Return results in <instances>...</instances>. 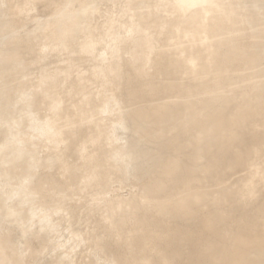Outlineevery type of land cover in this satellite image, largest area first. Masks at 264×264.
Returning a JSON list of instances; mask_svg holds the SVG:
<instances>
[{
	"label": "bare ground",
	"instance_id": "bare-ground-1",
	"mask_svg": "<svg viewBox=\"0 0 264 264\" xmlns=\"http://www.w3.org/2000/svg\"><path fill=\"white\" fill-rule=\"evenodd\" d=\"M131 1L0 0V264H264V6Z\"/></svg>",
	"mask_w": 264,
	"mask_h": 264
},
{
	"label": "rangeland",
	"instance_id": "rangeland-1",
	"mask_svg": "<svg viewBox=\"0 0 264 264\" xmlns=\"http://www.w3.org/2000/svg\"><path fill=\"white\" fill-rule=\"evenodd\" d=\"M134 1H139V0H133V1H131V2H134ZM228 1H230V0H226L227 3H229ZM230 2H231V1H230ZM105 3L110 4L109 7H110V8L112 7V8L110 9V11H111V13H113V15H115V12H114L113 9H117V8L114 7V6L112 5V3H109V1H108V2H105ZM108 4L106 5V4L103 3V6H102V4H100L99 6H102V8H104V7L108 6ZM104 5H105V6H104ZM111 5H112V6H111ZM165 6H166L167 8H166V7H160V8H161V10H160V8L158 7V8H155V11L161 13V15H162L163 17L171 18V16H173V17L175 18L176 14L173 12V10L171 9V7L169 6L170 8H168V5H165ZM263 6H264V5H263V2H257L256 0H241V1H239V2L236 3V5L234 6V8L237 9L238 11H242V12H250V11L253 10V9H256V10L260 11V9H262ZM99 8H100V7H99ZM102 8H101V9H102ZM163 8H165L166 10L164 9V10H165V11H164ZM101 9H100V10H101ZM156 9H157V10H156ZM158 9H159V10H158ZM167 9H168V10H167ZM102 10H103V9H102ZM102 10H101V11H102ZM104 10H105V8H104ZM112 10H113V12H112ZM169 10L171 11V13H172V12H173V13H172V14H171V13H168ZM115 11H116V10H115ZM160 11H162V12H160ZM166 12H167V13H166ZM116 14H117V11H116ZM169 15H170V16H169ZM174 15H175V16H174ZM96 16H97V15H96ZM98 17H99V18H98V19H99L98 23H100V22L102 21V18H101L100 16H98ZM173 17H172V18H173ZM96 18H97V17H96ZM96 18H95V21L93 22V24H97V22H96ZM98 19H97V20H98ZM100 19H101V21H100ZM263 26H264V15H263V16H260V17L258 18V24H257V27H258V28H262ZM246 48H247V49H246V53H247V52H252V53H253V52H256V50L264 51V46H263V45L260 46V47H259L258 49H256V50H255V49H252V47H249V46L246 47ZM64 55H65V54H64ZM64 55L62 56V54H61L60 58H59V57H58V58H57V57H56V58L51 57V58H49L50 61H48V60H49V59H48V60H46V62L50 65V62L53 61V60L55 59V62H56V63L53 61V62L56 64L55 66H58V65L60 66V64H57V63H58L57 60H58V61L60 60V62L62 61V59L65 60L66 56H64ZM29 56H30L31 59L34 57L33 54H30ZM29 56H28V58H29ZM62 57H64V58H62ZM30 58H29L28 60H30ZM52 58H53V60H51ZM82 60H83V61H82ZM84 60L86 61V59H81V61L84 63V64H83L82 62L80 63V64L82 65V67H83V65H85L84 67H86V66L89 64L88 61H87V63H86V62H84ZM46 62H45V67H46V68H47V67H50V66H47L48 64L46 65ZM53 62H51V67H50V68H47V69L54 68V67H52V63H53ZM54 63H53V65H54ZM62 64H63V63H62ZM62 64H61V65H62ZM3 66H5V65L0 64V68H2ZM84 67H83V68H84ZM244 70H246V68H245L244 64L242 63V61H241V62H239V65H238V67H237V71H240V72H241V71H244ZM262 72H263V73H262V75L260 76V78H264V67H263V69H262ZM95 85L98 86L97 84H95ZM95 85H94V84H93V85H89L90 87L88 86L87 90H89V89H90V90H89L87 93H89V92L91 91V89H92L90 95H93V97H94V94H95V97H94V98H97L98 96H96V95H97L98 92H99V87L96 88ZM190 85H191V83H190V82H187V83H185L183 86H184V87H189ZM91 86H94V87H95V90H98V91H96V93H95L94 87L91 88ZM72 94H73V93H72ZM74 95H75V94H73V100H75V96H74ZM71 97H72V96H71ZM76 97L79 98V96H76ZM217 97H219V96H217ZM78 98L75 100V102H74L75 104L73 103V100H71V101H72V102L70 101L71 104H73V105L78 104L79 101H80V100L78 101ZM215 98H216V97H215ZM76 101H77V103H76ZM70 102H69V101H68V102L65 101V104L67 103V104L69 105ZM42 110H43V109H42ZM44 110H45V109H44ZM44 110H43L42 112H45V113H42L41 115H44V116H45L46 112L48 113V111H44ZM103 118H105L104 115H103ZM122 137H123V136H122ZM122 137H121V138H122ZM121 138H120V141H121ZM120 141H119V144L122 143V141H121V142H120ZM123 142H124V137H123ZM48 144H49V143H48ZM50 145H51V144H49V145L46 144V145H44V146H42V145H38L37 147H35V148L37 149L36 151H37L38 156L42 158V157H45L46 155H48V152H49V153H51V151L53 152V151H54V150H53V147H51V146H53V145H51V146H50ZM40 146L43 147V148H40ZM45 146H46V147H45ZM48 146H50V147H49L50 149H48ZM60 147L63 148V150H64L65 145H64V144H61V145L59 146V150H60ZM38 149L41 151V153L44 152V151H46V150H47V151H46L45 153H42V154H41L40 152H38V151H39ZM41 155H42V156H41ZM74 160H75V159H74ZM74 160H71V162H74ZM260 166H261V165H260ZM260 166L258 165L256 168H258V167L260 168ZM54 170H55V171L52 170L53 173H52L51 170H49V172L52 173V174H54V172H56L57 175L55 174L56 176H55V175H53V176H55V178H57L59 181H64V180H65V179H64V178H65V174H64L63 172L61 173V171H56V169H54ZM58 173H59V176H58ZM242 173H243V172H242ZM242 173H239V175L237 174V177H238V176H239V177L242 176V175H243ZM61 174H62V178L60 177ZM240 174H241V175H240ZM57 176H58V177H57ZM235 176H236V175H235ZM59 178H60V179H59ZM117 180H118V181H117ZM117 180H116V181H117L116 183H118V184H120V185L114 183V187H113V189H115V186H116L117 188L119 187L118 189H117V188L115 189L116 192L118 191L117 193H120V191L122 190V191H121L122 194L120 193L119 196H122V195H123V192H124V193L126 192L125 195L122 196V197H124V196H128V197H124V198H123V199H125L126 202H127L128 200H130V198H131L133 195H137V194L139 195V194H141V190H140V189H141V186L138 184V187H137L138 189H136L135 187L137 186V184L134 183V180H133V181L131 180L132 182L129 181V183H128V182L125 183L126 185H125V184L123 185V182H121V180H119V179H117ZM121 183H122V184H121ZM132 183H134L135 186L133 185L132 187H130V188H131V189H130L131 191H128L129 188L127 187V185L129 184V185L131 186ZM208 184H209V183H208ZM208 184H207V185H208ZM129 185H128V186H129ZM120 186H121V187H120ZM122 187H123V188H122ZM139 187H140V188H139ZM208 187H211V185L209 184ZM125 188H127V191H126ZM132 188H134V189H136V190L133 192V191H132V190H133ZM137 190H138V191H137ZM113 191H114V190H113ZM113 191H112V192H113ZM112 192H111V193H112ZM132 192H133V193H132ZM135 192H136V193H135ZM138 192H139V193H138ZM49 193H51V194H49V195L51 196V195H52V192H49ZM76 193H78V192H76ZM76 193H73V196L75 195L76 198L73 197V196H72V193H69V192H68V195H69V194H70V195H69V196H65V197H66V200L64 199V197H63L64 200L62 199V197H61V198L58 197L59 199H62V201H64V204H62L63 202L61 203V202L59 201L58 198H57L56 200H54L53 203H51L52 205L54 204V205H53L54 207H57V208H58L60 216H61V215L66 216L67 213H68L67 211L72 207L71 210H72L73 208H76V209H73L72 211H76V212H74V214L77 216V219H76V220H79L78 218L81 217V215H83L85 212L87 213L88 210L92 209V208H93L92 205H94L95 201H97V199L100 200L101 197H102V196H101V197H99V196H98V197H95V196H94V198H93V197H91V196H88V193L85 194V195H84L83 193H82L83 195L80 194V193H78V195H81V196H78ZM84 193H85V192H84ZM117 193L113 192L112 194H108L107 197H110V195L112 196L113 194H114L113 196H117ZM131 193H132V194H131ZM115 194H116V195H115ZM130 194H131V196H130ZM52 196H53V195H52ZM52 196H51V197H52ZM77 196H78L79 198H78ZM83 196H84V197H83ZM67 197H68V199H69V197H70L69 200H72V198H75L74 201H75L76 203L79 202V203H81V204L78 203V204H76V206H75L74 201H72V202L69 201V200L67 199ZM71 197H72V198H71ZM80 197H83V199L81 200ZM86 197H88V198H86ZM89 197H91V198L89 199ZM84 198H85V199H84ZM92 198H93V199H92ZM88 199L91 200V202H90ZM94 199H95V200H94ZM76 200H77V201H76ZM83 200H84V201L86 200L85 203H84ZM92 200H93V201H92ZM55 201H56V203H58V202L61 203L63 206H62V205L59 206V204L54 203ZM57 201H58V202H57ZM65 201H66V202L69 201V203L71 202V204H70L71 206L68 205L69 203H66ZM80 201H81V202H80ZM87 201H88V202H87ZM82 202H83V203H82ZM93 202H94V203H93ZM65 203H66V205H68V207L65 205ZM88 203H89L90 205H88ZM55 204H56V205H55ZM73 204H74V205H73ZM86 204H87L88 206H87ZM81 205H82V208H83L84 206H87V207H84V209H85L84 212H82L83 209H81ZM65 206H66V207H65ZM59 207H60L61 209L63 208V212L60 211L61 209H59ZM69 207H70V208H69ZM78 207H79L81 210L78 211V210H77V209H79ZM65 208H67V209H65ZM64 209H65V210H64ZM66 210H67V211H66ZM86 210H87V211H86ZM77 211H78V212H77ZM65 212H66V213H65ZM76 213H77L78 215H80V216H78ZM79 213H80V214H79ZM88 213H89V212H88ZM59 214H58V215H59ZM95 214H97V213H95ZM90 215H91V216H90ZM90 215L87 216L88 218L86 217L87 219L84 218V220H82V221H87V222H85V223L82 222L81 219L79 220V221H80V224H82L83 227L80 226V225H78V226H80V228H79L78 226L76 227L77 222H79V221H77V222H76V225H74V226H75L74 228H78V229H81V230H84V226H85V228H86V230H84L85 233H84L83 231H80L81 236H86V235H89V234L92 235V234H97V233H99L98 230H96V229H95V230H92V229H93L94 227H96V226H97L96 228L98 229V227L100 226V225H98V224H100V223L102 224V222H104V221H103V220H104V216H103V215H104V212H99V214H98V215H95V216L92 215V213H90ZM101 215H102V217H101ZM82 217H83V216H82ZM90 217H92V219H91ZM97 217L100 218V219H98ZM89 218H90L91 220H90ZM95 218L97 219L96 221H95ZM93 219H94V220H93ZM102 219H103V220H102ZM92 220H93V221H92ZM94 221H95V222H94ZM101 221H102V222H101ZM81 222H82V223H81ZM90 223H91V224H90ZM92 223H93V225L95 224L94 227H93ZM78 224H79V223H78ZM85 224H86V225H85ZM89 224L91 225V227H90ZM66 226H68V224H65L64 226H62V228L64 227V228H63V231H64V230H65V231L67 230V229H66V228H67ZM86 226H89V227H90L89 230H90V231L92 230L94 233H93L92 231L90 232L89 230H88V231H89V232H88V231H87V228H88V227H86ZM92 227H93V228H92ZM62 228H61V229H62ZM61 229L59 228V230H61ZM61 231H62V230H61ZM63 231H62V233L60 232V233L58 234V238H57V239H58V240L60 239L59 241H61V240L63 241L64 238H66V236H67V234H68V230H67L66 232H65V231L63 232ZM96 232H97V233H96ZM87 233H88V234H87ZM61 236H62L63 239L61 238ZM59 237H60V238H59ZM58 240H57V241H58ZM69 242H70V241H69ZM69 242H67V244H66V248H64V247H59L57 250L54 251V253H52L53 250H52V251H49V250H51V249H49V250L47 249L44 253H42V256H43V255L45 256V254H46L45 257L47 258V260H48V261H51V258H52V259L55 258V256H57L59 253H61L62 251L64 252L65 249L69 248L68 246H71V245H72V243H71V245H70ZM68 244H69V245H68ZM83 245H85L86 248L83 247ZM83 245L80 246V248L82 247L81 249H80L79 247H77V248H75V249L71 252L72 256H75V255L77 254V255L75 256L76 260H75V258H74V260H75L74 262H75V263H73V264H77V263H78V264H80V263L83 264V262H84V264H88V263L91 261V254L89 253V252H90V249L88 250L89 245H88L87 243H86V244L83 243ZM84 248H85L86 250H85ZM82 249H84L83 252H82ZM76 250H77V251H76ZM79 250H81V251H79ZM48 251H49V252H48ZM78 251H79V252H78ZM85 251H86L87 253H86ZM47 252L50 253V254L47 255ZM58 252H59V253H58ZM75 252H76V254H74ZM77 252H78V253H77ZM51 253H52V254H51ZM55 253H56V255H55ZM82 253H83L85 256H84ZM40 256H41V255H40ZM40 256L38 257V261H40L39 264H42L43 260H42V261L39 260V259H40ZM49 256H50V257H49ZM81 256H82L83 258H82ZM45 257H41V259L44 258V260H45ZM88 257H89V258H88ZM48 258H49V259H48ZM80 258H81V259H80ZM87 258H88V259H87ZM83 259H84V260H83ZM47 260H45V262H47ZM79 260H80L81 262H80ZM82 261H83V262H82ZM86 261H87V262H86ZM85 262H86V263H85ZM45 264H46V263H45Z\"/></svg>",
	"mask_w": 264,
	"mask_h": 264
}]
</instances>
